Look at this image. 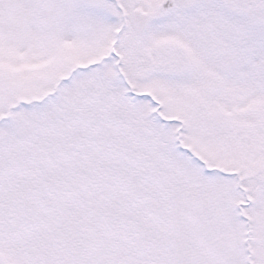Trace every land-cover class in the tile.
<instances>
[{
    "label": "snow or ice",
    "instance_id": "1",
    "mask_svg": "<svg viewBox=\"0 0 264 264\" xmlns=\"http://www.w3.org/2000/svg\"><path fill=\"white\" fill-rule=\"evenodd\" d=\"M0 264H264V0H0Z\"/></svg>",
    "mask_w": 264,
    "mask_h": 264
}]
</instances>
